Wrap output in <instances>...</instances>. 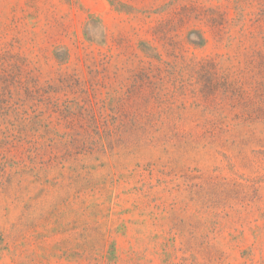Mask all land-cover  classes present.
<instances>
[{
	"label": "rangeland",
	"instance_id": "rangeland-1",
	"mask_svg": "<svg viewBox=\"0 0 264 264\" xmlns=\"http://www.w3.org/2000/svg\"><path fill=\"white\" fill-rule=\"evenodd\" d=\"M0 264H264V0H0Z\"/></svg>",
	"mask_w": 264,
	"mask_h": 264
}]
</instances>
